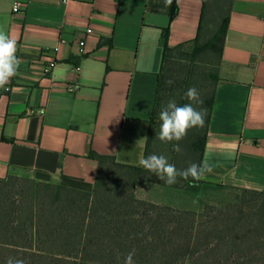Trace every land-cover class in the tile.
<instances>
[{
  "label": "crops",
  "instance_id": "1",
  "mask_svg": "<svg viewBox=\"0 0 264 264\" xmlns=\"http://www.w3.org/2000/svg\"><path fill=\"white\" fill-rule=\"evenodd\" d=\"M202 13V0H0L22 60L0 88V178L92 191L91 151L140 166L165 47L194 41ZM215 77L202 181L262 191L264 0L232 1Z\"/></svg>",
  "mask_w": 264,
  "mask_h": 264
},
{
  "label": "trees",
  "instance_id": "2",
  "mask_svg": "<svg viewBox=\"0 0 264 264\" xmlns=\"http://www.w3.org/2000/svg\"><path fill=\"white\" fill-rule=\"evenodd\" d=\"M202 1L203 13L196 39L165 47L145 157L156 154L153 135L160 125L158 114L162 105L173 98L178 105L189 102L184 94L193 87L197 58L209 54L217 59L215 72L207 75L212 93L206 124L203 135L190 147L189 155L197 156L195 163L202 162L215 95V74L221 62L233 0ZM164 36L167 39V31ZM181 62L187 63L183 75L176 70ZM168 80L173 83L168 85ZM170 154V163L175 165L176 153L170 150ZM90 157L99 162L92 191L11 176L0 178V192L9 189L12 181L30 184L34 197L40 186L53 192L49 204L32 202L25 207L12 200L0 206V264H7L9 257L22 259L24 264H123L132 249L136 253L135 264H264V217L256 224L240 221L231 227L229 222H219L210 215L214 210L211 206L201 212L180 210L139 199L126 190L110 194L107 185L111 180L103 176L106 167L113 168L115 172L111 176L117 177L126 173L136 177L154 174L141 166L122 165L112 157L98 156L92 151ZM187 182L189 186L195 183L196 187H192L195 190L203 186L226 187L191 178ZM242 190L264 194V190Z\"/></svg>",
  "mask_w": 264,
  "mask_h": 264
},
{
  "label": "rangeland",
  "instance_id": "3",
  "mask_svg": "<svg viewBox=\"0 0 264 264\" xmlns=\"http://www.w3.org/2000/svg\"><path fill=\"white\" fill-rule=\"evenodd\" d=\"M216 59L215 55L209 56V54H202L198 56L195 68L196 73L193 87L198 89L203 104H194L193 106L198 109H206L207 113L208 101L212 93L211 81L207 75L208 73L212 74L215 72L214 65ZM186 64V62H181L178 65L176 68L178 74L183 75L186 73L184 70ZM204 127L193 128L188 131L186 137L179 142L183 149L182 153L173 151V153H176L177 162L175 167L178 170L185 169L190 163H195V161H197V156H195V154L189 156L191 152L190 147H192L195 139L203 135ZM158 133L159 126L154 129L153 150L157 155L166 156L170 163V158H172L170 154L172 148L170 146L172 144L161 142L159 139L155 138ZM114 172L115 170H113V168L106 167L103 174L106 179L111 180L107 185V191H110V194H112V191L118 192V190H126L130 193L133 192L139 199L166 202L176 208H180V210L201 212L205 207L211 206L214 207V210L210 211V215L217 218L219 222H229L231 227H233V224L240 221L248 224H256L261 222L264 217V194L244 192L242 189L218 188L216 186H203L195 190L189 186L187 181L179 179L176 184L168 187L162 185L164 182L160 181L155 175L136 177L126 173L118 177L111 176ZM10 184L11 187L9 186V189L0 192V206H2L4 202L12 200H15L18 204H23L25 207H28L32 202L49 204V202L52 201L53 192L45 190L43 186H40L37 197H34L30 184L22 181H12ZM217 210L222 211V213H217ZM257 233L259 234V232Z\"/></svg>",
  "mask_w": 264,
  "mask_h": 264
},
{
  "label": "clouds",
  "instance_id": "4",
  "mask_svg": "<svg viewBox=\"0 0 264 264\" xmlns=\"http://www.w3.org/2000/svg\"><path fill=\"white\" fill-rule=\"evenodd\" d=\"M170 3V0H166ZM17 40L0 29V88H4L12 77L18 74L22 60L17 57ZM168 85L173 83L172 80L166 81ZM184 98L189 101L183 105H178L176 100L169 99L162 105L158 114L160 121L159 133L155 138L161 142L172 144V150L176 153H182L180 146L188 131L193 128H202L205 125L206 109L196 108L193 105H202L203 100L197 88L187 89ZM143 139H147L144 137ZM139 165L150 173H153L160 181L167 185L177 183V178L184 180L200 181L211 173L212 168L207 162L190 163L185 169L178 170L175 165L169 163L164 155L151 154L147 157L141 156ZM191 187H196L195 183H190ZM135 249L127 253L123 264H135ZM7 264H24L19 258L9 257Z\"/></svg>",
  "mask_w": 264,
  "mask_h": 264
},
{
  "label": "built area",
  "instance_id": "5",
  "mask_svg": "<svg viewBox=\"0 0 264 264\" xmlns=\"http://www.w3.org/2000/svg\"><path fill=\"white\" fill-rule=\"evenodd\" d=\"M19 9H20V3H16V5L14 6L13 11L14 12H18ZM87 33L88 34L92 33V29H90V28L87 29ZM79 50H80V53L81 54H85L86 53V43H85V41H81L80 42V44H79ZM50 62L51 63L47 66V69H46L47 72H49L52 69L53 65L55 64V61L54 60H51Z\"/></svg>",
  "mask_w": 264,
  "mask_h": 264
},
{
  "label": "bare ground",
  "instance_id": "6",
  "mask_svg": "<svg viewBox=\"0 0 264 264\" xmlns=\"http://www.w3.org/2000/svg\"><path fill=\"white\" fill-rule=\"evenodd\" d=\"M57 62V61H56Z\"/></svg>",
  "mask_w": 264,
  "mask_h": 264
}]
</instances>
